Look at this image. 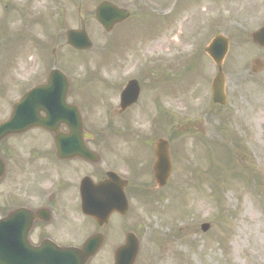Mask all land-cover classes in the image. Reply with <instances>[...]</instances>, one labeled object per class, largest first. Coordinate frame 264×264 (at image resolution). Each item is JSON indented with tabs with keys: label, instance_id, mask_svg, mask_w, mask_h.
<instances>
[{
	"label": "rangeland",
	"instance_id": "rangeland-1",
	"mask_svg": "<svg viewBox=\"0 0 264 264\" xmlns=\"http://www.w3.org/2000/svg\"><path fill=\"white\" fill-rule=\"evenodd\" d=\"M102 1L0 0V123L55 65L69 75L68 101L84 111L86 130L98 141L94 149H111L107 158L122 166L130 183V211L123 220L112 218L105 247L91 264H113L115 248L130 230L141 243L136 264H264V68L251 71L254 60L264 63V48L251 39L264 25V0H110L134 13L126 40L124 26L106 33L96 22ZM82 20L93 48L79 53L66 46V32L80 29ZM217 34L231 42L225 107L212 102L217 69L204 51ZM131 79L139 80L142 98L120 113V93ZM145 83L154 89L145 90ZM165 84L167 108H145L149 97L155 101L153 90ZM49 137L32 131L2 143L8 173L0 183V218L16 205L37 202L30 199L35 189L44 200L55 191V202L73 199L76 178L87 172L70 174L73 164L60 170L43 153ZM159 138L174 150L173 173L162 189L150 166L149 143ZM7 144L18 150L16 158L4 152ZM30 144L38 149L34 164L44 165L40 172L27 165ZM58 171L71 175L66 191L56 190ZM204 223L210 224L206 233ZM81 229L86 236L92 232L83 223Z\"/></svg>",
	"mask_w": 264,
	"mask_h": 264
},
{
	"label": "water",
	"instance_id": "water-1",
	"mask_svg": "<svg viewBox=\"0 0 264 264\" xmlns=\"http://www.w3.org/2000/svg\"><path fill=\"white\" fill-rule=\"evenodd\" d=\"M126 17L125 11L119 10L107 2L101 4L96 12L98 22L107 31H111L115 24L122 22ZM66 37L67 44L77 50H88L92 47L84 23L81 30L69 31L66 33ZM252 39L258 46L264 47V28L253 34ZM228 49L229 40L221 35L216 36L206 49L207 54L215 62L218 69L212 83V93L214 102L221 105L227 104L223 63ZM262 68L263 64L259 60L253 63V72H260ZM69 89L70 84L65 74L60 70L52 71L48 83L26 94L15 105L12 116L0 125V143L7 137L23 134L32 128L39 127L55 134L58 147L60 144L58 139L61 137L68 140H80V142L75 143L76 147L71 151V154L90 159L88 158L90 154L86 151L83 142V139L88 136L84 133L82 118L78 109L67 103ZM138 96L139 87L136 82H132L126 92L123 93V110L134 104ZM42 113L47 115L46 118L41 116ZM63 123L68 126L69 135H59L58 129ZM155 154V180L160 187H163L166 185L172 170L166 141L160 140L156 143ZM4 172L5 166L0 159V179ZM109 176L110 180L107 182L90 185L83 191L84 212L95 218L100 225L105 224L113 213L119 212L125 215L129 209L124 192L127 183L121 181L115 174ZM21 218H24V226L23 230L20 231L19 238H13L9 231L0 232V264H88L101 248L103 238L101 235H96L91 237L80 249L51 250L55 254H60L59 256L50 255L48 250L42 248L33 249L29 247L27 242V234L30 229V227L28 228L29 210L23 209L19 210L17 214L12 213L0 224L3 226ZM208 229L209 225L202 226L204 232ZM139 252L140 241L134 233L130 232L126 237L125 244L120 246L115 253V264H135Z\"/></svg>",
	"mask_w": 264,
	"mask_h": 264
},
{
	"label": "flooded vegetation",
	"instance_id": "flooded-vegetation-1",
	"mask_svg": "<svg viewBox=\"0 0 264 264\" xmlns=\"http://www.w3.org/2000/svg\"><path fill=\"white\" fill-rule=\"evenodd\" d=\"M137 10H139L138 5H137ZM133 19H134V13L132 14V17L130 19H128L126 22H124L122 24V26H124V28H123L124 29L123 30L124 35L123 36H124L125 40L127 38H129L132 34L129 31H131L130 28H132V25H134ZM47 78H48V74L45 76V79L42 80L41 82L39 81V83H43L44 81L47 80ZM146 78L147 77H143L142 79L145 80ZM31 87H33V84L31 85ZM144 87H145L144 88L145 90L146 89H154L152 84L146 85V83H145ZM165 87H166V84L161 89L153 90V92L157 91V93L155 95V101L153 102V104L150 103V100H149L150 97H149V99L147 100V103L144 102L145 108H149V109H153V110L155 109V110H157V112L160 109L163 110V109L167 108L166 103H164V99L167 98V90H165ZM145 97H146V95L143 96V99ZM136 106H137V104L130 107L128 110H126V112L132 110ZM141 106L143 107V104ZM60 129H61V132L63 135L67 132V128L64 125H62L60 127ZM32 131H41V132H43V134H47L50 136L49 138H46L45 140H43V143L41 144V145H43V153H44V155H46V157L51 158L55 162L59 163L60 170H61V168L65 169L66 166L68 167L70 164H73L74 167L72 168V172H69L70 174L73 175L75 171H78L79 173L86 171L87 173L81 174V178L79 180H77V178H76L74 186H73L74 187V195H73L72 200H70L68 197L65 196V197H63V200H61L58 197V201L55 202V200L57 198L56 197L57 196L56 191L53 192V194L49 197L48 200H44L46 195H44L42 193L41 189H35V191L32 194H30L31 198L30 197L29 198L33 199V196H35V199H37V202L31 201L30 202L31 204L16 205L9 213L16 211V210H19V209L20 210L26 209V210L30 211V218H29V224H28V228L30 227V229H29V232L27 234V242H28L29 247H31L33 249L42 248L44 250H48V253L50 255L59 256L60 254H55L51 250L54 249L56 251H59V250H64V249H69V248H80L81 244H82L81 243L82 240L86 241L88 238H90L93 235L102 234L103 235V242H104L103 247L101 249V251H102L105 247V244H106L107 233H108L107 229L110 228L112 218L116 217L120 220H123V218L119 214H114L111 216V218L107 224H103L102 226L98 225V223L93 218L85 215L83 210H82L81 187L85 183L86 180L88 181V184L90 182H93L95 184L104 182L108 178L107 177L108 173H111V172L117 173L122 178L127 177L124 175V170H122L120 168L122 166L117 165L116 162L112 161L111 158H107L109 153L111 152V149H107L104 151H101V150L96 151L94 149L93 144L94 143L96 144V142L98 143V141H96L95 137L91 138V139H85L84 140L88 149L97 155V157L94 158V162H90V161H87L86 159H82V158H78V157H69V156H67L68 154L67 155L64 154L63 158H58L57 157L56 140L54 138V135L49 133V132H46L44 130H40V129H36V130H32ZM31 132H28V133H31ZM16 138H18V137L9 138V139L5 140V142L8 140H17ZM22 139H24V138H21V136H20L19 141H21ZM58 140H59L60 144H65V142H68L69 144L72 143V141H70L64 137L59 138ZM1 145H0V156H2ZM13 145L14 144H7L4 152L8 156H10V157L13 156L14 158H16L19 154H17L18 150L16 148H13L14 147ZM149 145H150V153H151V155H153L152 157H154V146H152L151 143H149ZM30 147H31V149H29V151L26 152V155L28 156V159L26 158L27 159V165H28V167L29 166L36 167L35 171L39 170V172H40V170L43 169L44 165L34 164L35 163V157L38 155V149L34 148L31 144H30ZM49 147H52V150H50ZM58 150L62 151V153H65L64 150L66 152H69L70 150H73V148L72 147L71 148H65L62 146V147L58 148ZM4 162L6 164V175H7L8 165H7L6 160H4ZM76 164H77V166H75ZM102 165H105V168H106L103 171L101 170ZM45 168H47V167L45 166ZM59 171H58V174H56L57 177H59L58 180L56 179V185H57L56 190L57 191H61V190L66 191L72 187V183H71L70 179L68 178V177H71V175H68V177H66L63 173L60 174ZM36 173H38V172H36ZM6 175H5V177H6ZM46 175H47V172H45V176H40V178H43V180H46L47 179ZM0 183H1V181H0ZM127 189H126V194L128 196ZM61 203H62V207L60 205ZM65 210L69 211L70 213H65L64 212ZM9 213H7V214H9ZM7 214H5V216ZM2 218H0V220ZM23 221H24V218H23ZM22 223H23V225L20 228L21 231L23 230L22 228L24 226V222H22ZM82 223H83V227L86 224L87 226H89L92 229V232L90 234H88L87 236L84 233L85 231H83V229H81ZM28 228H27V231H28ZM122 231H123V229H121V232ZM59 236H66V237L74 239L75 241L72 244L61 243L58 240ZM83 236H85L84 239H83ZM110 236H112V235L110 234ZM78 239L80 240V243L76 244Z\"/></svg>",
	"mask_w": 264,
	"mask_h": 264
}]
</instances>
